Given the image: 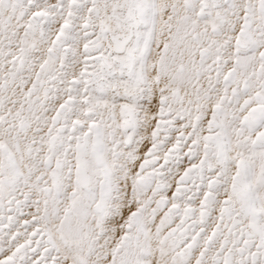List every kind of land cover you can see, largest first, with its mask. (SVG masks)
<instances>
[{
	"label": "snow or ice",
	"instance_id": "1",
	"mask_svg": "<svg viewBox=\"0 0 264 264\" xmlns=\"http://www.w3.org/2000/svg\"><path fill=\"white\" fill-rule=\"evenodd\" d=\"M0 264H264V0H0Z\"/></svg>",
	"mask_w": 264,
	"mask_h": 264
}]
</instances>
